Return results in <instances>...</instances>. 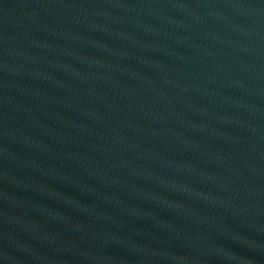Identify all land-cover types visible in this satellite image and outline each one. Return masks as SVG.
Returning <instances> with one entry per match:
<instances>
[{"label":"water","instance_id":"water-1","mask_svg":"<svg viewBox=\"0 0 264 264\" xmlns=\"http://www.w3.org/2000/svg\"><path fill=\"white\" fill-rule=\"evenodd\" d=\"M0 251L264 264V0H0Z\"/></svg>","mask_w":264,"mask_h":264}]
</instances>
